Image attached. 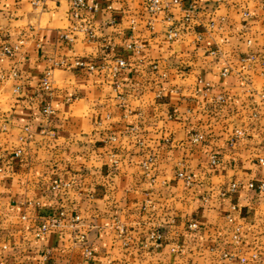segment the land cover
<instances>
[{"label": "crops", "instance_id": "0c3cea01", "mask_svg": "<svg viewBox=\"0 0 264 264\" xmlns=\"http://www.w3.org/2000/svg\"><path fill=\"white\" fill-rule=\"evenodd\" d=\"M73 1L0 0V264H264V0Z\"/></svg>", "mask_w": 264, "mask_h": 264}, {"label": "built area", "instance_id": "2783aa9c", "mask_svg": "<svg viewBox=\"0 0 264 264\" xmlns=\"http://www.w3.org/2000/svg\"><path fill=\"white\" fill-rule=\"evenodd\" d=\"M30 2L33 6L35 7H41L46 0H27ZM173 6H180L184 8V20L185 21H190L194 18V16L197 13V6L196 4L189 3L186 5V0H170L169 2H165L163 0H148L147 2V11L150 14H157L163 10H169ZM96 7L94 6H87L84 0H75L72 2V10H71V16L74 19L82 18V10H88V11H95ZM90 38H94L93 34L90 32L89 33ZM179 37V32L177 31H170L168 34V39L171 41L176 40ZM59 41L64 42L66 44H72L74 42L73 36L70 33H65L59 35ZM25 44L24 40H19L16 43L13 44H0V57H12L15 54L19 53L23 46ZM250 44V42L248 43ZM119 67H125L126 62L122 59H119L117 61ZM90 70H93V67H89ZM228 70L224 71V74H227ZM43 89L46 91H50L51 89V81L48 78H45L42 83ZM21 88L17 87L16 92H20ZM219 102H223L224 98L219 97L218 98ZM42 113L45 117H50L54 111L50 106H44L42 109ZM46 135H52V132H44ZM237 135H241L240 132H237ZM191 140L193 143H201L204 140V136L201 134H193L191 137ZM21 154V151H17L15 156L19 157ZM154 163V158L153 157H148L144 162H143V167L145 169H148L152 164ZM261 164H264V160H260ZM211 164L213 166H216L218 164V159L216 157H213L211 160ZM3 174V169L0 167V176ZM180 178L184 177L182 174L178 175ZM187 180L190 181V178L187 177ZM250 189H257L259 191H264V181L261 182L258 185H255L253 183H250L248 185ZM239 188V184L233 183L230 186L229 192L234 193L237 189ZM81 222V217L79 215L74 216L73 220L70 222V227L75 228L79 223ZM63 224V221L57 218H53L48 220L46 223H44L41 226V233L45 234L49 228L52 227H59ZM191 229H196L197 225L196 224H190L189 226ZM117 230L120 233V235L124 234V229L121 226H117ZM76 240L77 242L82 246L84 257L86 260L90 261L93 257V252L88 245L87 238L85 232H78L76 234ZM163 240V234L160 232H152L150 234V242L154 244V246H159L160 243ZM145 248L149 247V244L144 245ZM257 258V257H256ZM3 264V263H1Z\"/></svg>", "mask_w": 264, "mask_h": 264}]
</instances>
